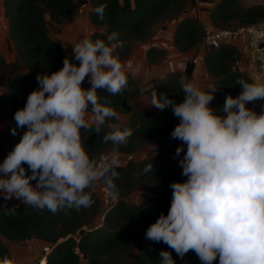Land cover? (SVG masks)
<instances>
[{
    "label": "clouds",
    "instance_id": "1",
    "mask_svg": "<svg viewBox=\"0 0 264 264\" xmlns=\"http://www.w3.org/2000/svg\"><path fill=\"white\" fill-rule=\"evenodd\" d=\"M106 8V3L95 8L100 20ZM120 47L114 31L106 41L84 37L73 45L79 66L65 57L58 71L37 74L38 87L14 113L16 128L26 130L0 163V194L5 201L16 198L53 214L60 209L79 211L92 206V192L87 190L100 180L109 196L118 195L116 146L127 144L133 129L113 125L103 137L114 146L113 153L99 161L82 146L80 130L91 128L86 119L89 114L97 133L108 118L117 116L112 107L105 106L111 104L107 97L100 103L98 90L115 96L127 88L128 75L117 52ZM86 78L88 89L81 87ZM146 84L141 91L152 89L151 106L170 108L179 120L170 137L181 142L173 158L183 152L178 164L187 179L170 184L168 213H161L149 225L145 239L163 242L181 259L192 251L201 264H213L217 258L219 264H264V110L257 114L246 107L264 100V82L238 79L239 95H226L219 107L210 106L214 85L205 90L182 77L184 98L176 103L164 93L158 96L150 82ZM153 146L156 153L157 146ZM152 171L149 163L144 172ZM142 203L139 198V206ZM0 264L20 262L4 255ZM158 264H175V260L162 250Z\"/></svg>",
    "mask_w": 264,
    "mask_h": 264
},
{
    "label": "trees",
    "instance_id": "2",
    "mask_svg": "<svg viewBox=\"0 0 264 264\" xmlns=\"http://www.w3.org/2000/svg\"><path fill=\"white\" fill-rule=\"evenodd\" d=\"M89 1L93 7L89 12L91 24L105 28L104 35L94 33L89 37L93 41L100 38L106 41L107 36L114 31L118 33V39L124 44L127 37H136L149 22L156 20L165 12L174 0H133L132 6L130 0H125L122 6L118 5L116 0ZM103 3L107 4V8L104 19L100 20L94 10ZM2 6L8 20V35L14 44L16 58L6 61L0 56V87H3L0 93V113L8 116L5 131H0V144L7 143L14 148L26 130L16 128L14 113L25 106L28 94L38 87L37 82L31 80L33 75L38 73L39 69L52 73L58 71L62 68L65 57L79 66V61H76L73 55L47 36L43 19V13L47 12L51 20L56 23L69 21L74 14L76 4L72 0H2ZM232 6V0H222L210 13L213 17L212 21L214 22L218 17L224 21L232 19L234 16ZM262 18H264V8L255 5L241 12L238 20L242 24H249L256 23ZM201 29L202 26L193 18L180 21L173 34V44L181 51L190 50L201 41L203 34ZM237 51L236 46L223 44L209 50L203 58L206 72L213 77L212 85L215 87L212 107L222 106L226 95L232 97L239 95L241 88L236 84L238 79L252 82L246 73L231 66ZM182 77L187 78L184 71L176 75H168L160 85L154 87V90L158 96L164 93L169 99L180 103L184 98L180 84ZM90 86L88 79H85L81 85L84 89ZM141 89L143 87L128 78V86L122 95L112 96L106 90H98L101 104L104 103L103 98L107 97L111 104L105 106L121 113L129 112V120L124 127L133 129V134L127 144L116 146V152L130 154L144 144H149L153 149V145H156L158 152L145 160L135 161L129 158L126 163L118 164L116 170L119 172V178L114 181L118 201L110 208H103L102 225L91 230L82 228L88 208H81L79 211L74 208L60 209L53 214L47 209L5 208L0 204V238L7 241H21L35 237L48 244L50 250L45 256V264H78V255L74 252V247L78 248L86 264L130 263L128 257L134 250L132 243L134 233H145L161 213L167 215L171 204L167 194L172 190L169 184L182 182L185 178L181 175L182 170L170 169L162 160L161 152L167 146L175 147L179 143V140L170 137L171 131L179 123L171 109L159 110L155 115L143 109L130 111L125 104L128 95L137 93ZM151 91L152 89H149L146 92L151 94ZM89 125L91 128L81 129L80 134L82 146L90 157L97 159V153L106 148L113 151L112 143H105L103 140V137L113 130L112 127L105 123L97 133L94 130V123ZM12 129H16V135H12ZM149 163H152L153 171L146 173L144 168ZM23 166L27 172V165ZM136 180L156 193L147 203L140 206L126 202L122 198ZM100 181L104 185L103 180ZM144 181L158 185L155 188L149 185L148 187L143 184ZM92 199L94 203L91 207L94 211L99 200L94 193ZM162 250L169 251L174 260L178 257L163 242L151 243L134 252V262L158 264L159 253ZM4 255L10 256L8 248L0 240V259Z\"/></svg>",
    "mask_w": 264,
    "mask_h": 264
},
{
    "label": "rangeland",
    "instance_id": "3",
    "mask_svg": "<svg viewBox=\"0 0 264 264\" xmlns=\"http://www.w3.org/2000/svg\"><path fill=\"white\" fill-rule=\"evenodd\" d=\"M76 6L72 18L69 21H62L61 23H56L51 20L47 12L43 13V19L45 22V29L47 36L60 44L62 49L67 51L70 55H73V45H75L79 40L84 37H89L91 34H105L104 26H94L90 22L89 12L93 9L90 5L89 0H72ZM222 0H174L172 1L167 10L163 12L156 20L149 22L144 30L137 34L136 37H127L124 40V44L120 47L117 52L119 58L122 62L123 69L127 73L128 78L138 84L140 87H147L146 82H150L154 87L161 84V82L167 78L168 75H176L179 72H183L187 68L188 62L193 61L198 54L201 58L197 57V60L191 70V73L187 75L185 80H194L199 83L205 90L209 89L212 85L213 77L206 72L204 65V56L206 52H203L199 43L188 51H181L176 45L173 44V34L177 25L180 21L188 18H193L199 22L202 26L201 32L203 31L204 25H208L205 22H209L211 28H227L234 27L236 25H241L242 22L238 20L239 14L245 11L247 8L255 5H261L264 8V0H232L233 1V14L232 19L224 21L221 17H218L213 22L210 13L217 7V5ZM131 6L133 0L129 1ZM264 24V18L258 21ZM202 36V35H201ZM101 39V38H100ZM121 42V40H119ZM246 54V52H245ZM245 54L237 51L236 58L231 63L233 68H238L243 73H246L252 80L256 82H264V72L260 75H253L247 69L245 63ZM247 55V54H246ZM0 56L6 61H10L16 58L15 47L8 35V20L4 14L2 0H0ZM139 68L137 72L136 69ZM26 71V70H24ZM52 72H46L39 69L38 73L34 74L31 78L32 81H36L37 74H47L51 75ZM87 79V78H86ZM151 89V88H150ZM3 91V87H0V93ZM125 104L128 105L130 111L136 109H143L150 111L157 115L159 110L151 106V94L146 91L139 90L137 93L128 95ZM91 106V105H89ZM211 106V105H210ZM264 100H257L252 103L246 104V107L255 111L259 114L264 110ZM91 113V111L88 109ZM117 113L116 117L108 118L106 124L111 127L115 125L116 127L122 128L128 122V113H121L115 110ZM89 124L94 123L91 114L86 117ZM8 122V116L0 113V131L4 132ZM181 142L175 146H167L162 152V160L164 164L170 169L182 168L179 166L178 161L182 159L183 152L179 157H174L175 149L180 146ZM13 149V147L7 143L0 144V163L3 162L6 155ZM186 151V146H184ZM112 150L104 149L97 153V160L103 155H111ZM118 152H116L117 154ZM156 153H158L156 151ZM153 147L149 144H144L137 149L133 150L130 154L118 153L117 157L118 164H124L131 158L135 161L145 160L150 158L152 155L156 154ZM129 155V156H128ZM186 177L182 180L184 182ZM33 186L35 181L31 182ZM101 181H97L91 191L94 193L99 200L97 208L92 211V207L88 208V213L84 216V224L82 228L84 230H91L99 227L103 223V206L100 197L99 187ZM145 185L153 186L155 188L156 184H150L149 182H143ZM171 184V183H170ZM169 184V185H170ZM148 186V187H149ZM154 190L151 188H146L137 180L134 181L130 190L122 198L129 203L139 204V198L143 201L142 204L147 203L151 197L156 195L153 193ZM161 195V192L158 191ZM163 194V193H162ZM172 195V190L167 194ZM0 204L4 205L5 208L13 207L19 208H29L23 204L20 200L13 198L11 200L5 201L2 194H0ZM145 233L135 232L134 239L132 241L134 250L132 254L129 255V264H135L134 262V252L140 248H145L151 243H155L145 239ZM0 240L8 248L10 257L17 259L20 264H31L34 259L39 255L46 256L49 252L48 244L38 240L35 237H31L26 240L21 241H7L3 238ZM175 264H201L197 255L189 251L183 259L177 257ZM213 264H219V260H215Z\"/></svg>",
    "mask_w": 264,
    "mask_h": 264
},
{
    "label": "built area",
    "instance_id": "4",
    "mask_svg": "<svg viewBox=\"0 0 264 264\" xmlns=\"http://www.w3.org/2000/svg\"><path fill=\"white\" fill-rule=\"evenodd\" d=\"M116 2L118 5L122 6L125 0H116ZM240 37H244L245 39L247 54H245V63L247 69H249L253 75L262 74L264 72V24L256 22L228 28H211L210 26H204L199 45L203 52H206L218 48L223 44L235 45V41ZM197 57L201 58V55L198 54ZM197 57L190 62L195 64ZM118 156L119 154L117 153L116 158ZM99 191L104 209L110 208L117 203L118 197L109 196L105 185L102 183L99 187ZM168 198L171 201L172 195H169ZM74 252L78 255V264H86L85 258L77 247H74ZM31 264H45V256L39 255Z\"/></svg>",
    "mask_w": 264,
    "mask_h": 264
},
{
    "label": "crops",
    "instance_id": "5",
    "mask_svg": "<svg viewBox=\"0 0 264 264\" xmlns=\"http://www.w3.org/2000/svg\"><path fill=\"white\" fill-rule=\"evenodd\" d=\"M205 23H207L208 25L210 24L208 21L205 22ZM208 25H204V26H208ZM210 26H211V25H210ZM234 46L237 47V49H238V51H239L240 53L245 54V52H246V44H245V39H244V37H240V38H238V39L235 41V45H234Z\"/></svg>",
    "mask_w": 264,
    "mask_h": 264
},
{
    "label": "water",
    "instance_id": "6",
    "mask_svg": "<svg viewBox=\"0 0 264 264\" xmlns=\"http://www.w3.org/2000/svg\"><path fill=\"white\" fill-rule=\"evenodd\" d=\"M194 66V63L193 62H188V65H187V68L184 69V72L188 75L191 73V70ZM90 111H91V106H89L88 108Z\"/></svg>",
    "mask_w": 264,
    "mask_h": 264
}]
</instances>
